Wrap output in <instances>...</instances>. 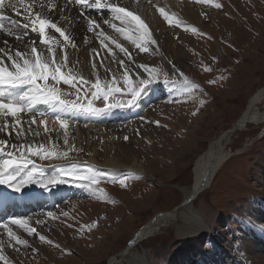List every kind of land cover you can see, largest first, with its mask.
<instances>
[{
  "label": "rangeland",
  "instance_id": "374dc122",
  "mask_svg": "<svg viewBox=\"0 0 264 264\" xmlns=\"http://www.w3.org/2000/svg\"><path fill=\"white\" fill-rule=\"evenodd\" d=\"M199 4L208 8L213 18L203 16L200 25L182 21L180 24L192 35L193 41H174L175 47L188 55L190 64H175L176 72L162 60L163 56L154 44L147 52L136 48L138 53L132 60L144 61L148 68L158 69V82L142 94L138 106L133 107L136 111L133 116L113 124L97 121V125L107 127L90 131L95 135L90 141H97L98 154L113 145L123 163L128 164L136 157L144 174L129 168L109 169L75 161L69 155L67 159L30 156L45 178L60 176L63 174L61 169L67 170L73 164L84 174H87V166H94L103 174L98 187L115 202L98 198L67 176L65 183L47 189L33 183L16 192L0 185V195L14 198L43 190L61 195L53 204L0 220V255L5 257L7 264H110V258L117 256L149 219L182 203L179 188L191 186L194 163L199 155L220 131L233 124L250 96L264 86V0H212V3ZM215 4L221 7L217 8ZM193 27L196 32L191 30ZM20 44L24 43L20 41ZM127 47L134 46L128 44ZM164 49L168 58H173L170 48L165 46ZM6 62L10 64L8 60ZM209 68L211 71L206 70ZM124 73L119 71L111 79L100 80L101 87L108 81L107 87L125 92ZM165 73L169 81L176 80L177 83L165 85ZM180 73L200 86L193 96L181 95ZM145 74L140 79L147 78ZM128 77L134 84L137 82L129 74ZM87 80L90 82L87 85L79 80L76 82L81 88V96L85 90H89L90 96L91 83L95 81ZM55 86L68 94L64 98L76 99V90L70 85L61 82ZM163 90L168 94L159 96ZM115 98L127 100L131 97L116 93ZM82 102L86 103V100ZM109 102H112L111 97ZM94 106L104 105L102 100H96ZM107 112L99 117L103 118ZM85 129H81L83 134ZM111 133L122 137L110 141L106 136ZM231 136L227 145L231 156L212 184L192 202V208L207 220L205 223L209 227L205 228V233L198 237L192 233L188 235L190 227L180 226L177 219L139 241L125 259L119 257L114 264H135L130 253L135 257L136 254L143 256L150 264H170L174 250L181 254L179 259H172V264H250L242 245L251 241L255 250L264 249V243L248 229L249 218V221H261L264 231V220L256 219L258 213L264 216V194L257 182L264 183V122L249 124ZM6 139L13 144H26V141L14 140L11 136ZM128 173L141 179H129L123 186L113 182ZM13 218L26 219L28 227L35 228L36 232L29 234L20 225L12 224ZM8 229L27 243H16L8 236ZM40 236L45 240L42 241ZM5 260H0V264H5Z\"/></svg>",
  "mask_w": 264,
  "mask_h": 264
},
{
  "label": "bare ground",
  "instance_id": "6f19581e",
  "mask_svg": "<svg viewBox=\"0 0 264 264\" xmlns=\"http://www.w3.org/2000/svg\"><path fill=\"white\" fill-rule=\"evenodd\" d=\"M8 2L9 0H5V9L3 10L4 14L9 17V19L5 21V26L11 27L12 19H16L20 23L26 22L23 16L18 17L12 9L7 8ZM27 2H31V0H27ZM109 2L127 7L128 10L134 11L140 16L148 26L152 39L156 41L154 47L162 54V60L167 66L176 72H178L177 69L173 67L175 64L187 65L190 64L191 60L185 51L182 49L179 50L175 47L174 41L182 39L184 41L192 42L193 37L184 27H182V24H169L160 14L158 9L163 8L164 11L169 16H172L174 20H179L180 22L185 21L193 25H200V23L203 22V16L205 15L210 17V19L213 18V13L205 6L196 2V0H152V2L151 0H109ZM13 3H15V0H13ZM41 3L44 4L43 9L40 8ZM51 3L56 4L55 9H50L48 7L49 0H35L36 7L34 11H41L45 18L57 23L58 26L64 29L66 33L73 38L76 48H73L70 45H65L63 38L59 37V34L55 33L53 29L46 30L49 35L55 36L61 41L60 46L53 45V47L56 48L57 53L60 55H63L64 53L67 54L69 67L73 68L74 71L79 72L83 77L92 81H96L97 79V76L92 69L93 63H96V71L99 74V80L111 79L114 75L118 74L119 71H127L131 77L136 79H140L141 75L145 73L147 74V71H145L143 67H140L141 65H146L144 61L135 62L132 60L133 56L138 53L136 50L137 47L131 41L125 39L121 33L116 32L110 24L104 23L105 20H108L111 23H115L117 27L121 26L120 21L113 20L110 13L106 14L95 9H83L74 3H70L69 0H51ZM81 13H83V16H81ZM89 19L97 21L100 27H94L92 31H89ZM12 30L13 32L20 33L25 31L24 29L17 28H13ZM27 32V36H24L22 40H17L15 36L7 37L6 33L0 35V40H7L9 47L13 50H23L29 41H35L38 51L47 54V46L39 44L38 33H32L30 28ZM101 32H103V35H100ZM104 37H109V39L105 40ZM86 40L87 42H85ZM114 40L126 47L130 55L126 56L123 52H120V50L116 48L115 43H113ZM20 41L24 44H20ZM128 44H131L134 47L128 48ZM105 45H107V47H105ZM0 46L3 45L0 44ZM165 46L170 48L173 52V58H168V54L164 49ZM109 49H111V51ZM121 60L123 61V64L119 63ZM4 61L7 64V57H4ZM147 76H149V73ZM263 102L264 86L258 88L250 96L245 109L233 124L220 131V133L208 143L206 150L199 155L194 163L193 182L191 186H182L179 188L183 196L182 205H177L179 207L174 211L171 209L159 212L149 219L146 225L140 227L136 232L135 237L131 238L125 248L118 252L117 256L110 258V264L117 262L119 257L121 260L125 259L139 241L153 235L159 229L173 223L177 219H179L180 226H187V228L190 227V232L187 233L188 235L192 233L194 236L198 237L205 233V228H208L209 226L205 223L206 219H204L198 211H195V209L192 208V202L200 193L212 184L218 171L231 156V152L228 151L227 145L232 137V133L246 128L249 124H259L264 122V109L261 110ZM128 110L133 111L131 108H128ZM117 111L121 112L124 110L119 109ZM41 112L45 113V115H39ZM112 113L113 111H110L107 116L105 115L107 118L103 121L109 122V120L112 119ZM19 115L22 121V128L25 130L31 128V131H27L24 136L19 138L15 135V132H13L11 138H14V140H23V142L26 141V144H33V146L44 144L49 149L55 146L58 151H68L69 148L74 147L75 150L70 151L69 156H73V160L75 161L90 162L96 166H103L109 169L129 168L138 173L144 174V168L136 157H133L128 164L123 163L120 156L116 155L117 153L115 154L116 148L114 149L113 145L108 148L106 147L103 154L100 155L97 153L95 147L97 141H90L95 139V135L90 133V131L95 132L94 130L98 129L100 131V129L107 127L97 125V121H102L100 117L101 120L98 119L97 116H87L79 113H59L44 104H37L28 114L20 113ZM33 115H35L37 123L30 125L29 122ZM57 115L65 118L67 128L60 127L59 122L56 120ZM118 115L122 116V114ZM41 120L45 121V123H39ZM8 122L11 124L13 118L9 117ZM45 128L47 131H45ZM83 128H86L84 134L82 133L83 131H81ZM37 132L39 135H36ZM5 135V133H0V138L6 139L7 135ZM119 137L121 138L122 135L111 133L109 136H106L110 141H113L116 138L118 139ZM65 139H67V144H65ZM262 161V163H264V156ZM257 182L258 185L262 187V193L264 194V183L260 180H257ZM58 194L59 192L54 194L56 195V200L61 196ZM4 205L7 209L8 204L6 205L5 203ZM5 207L3 208L4 212H6ZM38 208H40V204L37 208L29 211H35ZM250 214L251 213H248L247 215L249 216ZM4 216H2V218ZM251 216L253 215L251 214L250 217ZM256 219L264 220V216L258 213ZM248 223L250 225L248 228L249 231H251L252 234H256L258 240L264 243V231H262L263 226L261 221L253 222L249 221L248 218ZM248 243L249 244H243L242 246L247 257L250 259V264H264V249L261 247L262 249L255 250L256 246L253 242L249 241ZM180 254V252L174 250L170 264L173 263L172 259L175 258L176 260V257L179 259L178 255ZM132 255H134V253H130V258L135 259V264H150L148 260L143 258V256L138 255V257L136 254L135 257V255Z\"/></svg>",
  "mask_w": 264,
  "mask_h": 264
},
{
  "label": "snow or ice",
  "instance_id": "6c2138e0",
  "mask_svg": "<svg viewBox=\"0 0 264 264\" xmlns=\"http://www.w3.org/2000/svg\"><path fill=\"white\" fill-rule=\"evenodd\" d=\"M69 2L83 9H95L106 14L110 13L113 20L120 21L121 26L117 27L115 23H111L108 20H105L104 23L110 24L116 32L121 33L125 39L131 41L143 52H147L149 46L156 43L152 39L151 32L145 22L134 11L128 10L127 7L111 3L109 0H69ZM196 2L212 3V0H196ZM214 6L217 8L221 7L220 4H215ZM35 7V0H31V2H27V0H15V3H13V0H9L7 8L12 9L16 16H23L26 22L20 23L16 19H12L11 27H6L5 21L9 17L3 11L5 9V0H0V35L6 33L9 36H15L17 40H22L24 36H27V30L30 28L32 33H38L39 44L47 46V54L38 51L35 41H29L23 50H13L9 47L7 40H0V44L3 45L0 46V133L11 136L14 131L15 135L19 138L24 136L27 131H31V128L27 130L22 128L19 114L26 111L31 112L37 104L47 105L59 113H79L87 116H100L113 108L137 107L142 94L147 91L151 84L158 82L159 70L156 68L149 69L146 65H141L140 67H143L145 71L150 73L149 76L143 79L138 78L134 84L129 79L126 71L123 74L127 87L125 92H121L120 88L107 87L108 81H105V87H101L99 74L96 71V63H93L92 69L97 79L94 83H91L90 96L89 90H85L83 96H81V88L77 87V80L83 85H87L90 82L82 74L69 67L66 53L63 55L57 53L53 45L60 46L61 41L55 36L49 35L46 30L53 29L55 33L59 34V37L63 38L65 45L75 48L76 45L73 42V38L58 26L57 23L45 18L41 11H34ZM48 7L55 9L56 4L51 3V0H49ZM40 8H44L43 3L40 4ZM158 11L169 24L181 23L179 20H174L172 16H169L163 8L158 9ZM81 16H83V13H81ZM88 24L89 31H92L94 27H100L99 23L95 20L89 19ZM13 28L24 29L25 31L23 33L13 32ZM191 30L193 32L197 31L195 27ZM100 35H103V32ZM104 39L107 40L109 37H104ZM113 43H115L116 48L120 52H123L126 56L130 55L128 49L121 43L115 40ZM109 50L111 51V49ZM4 57H7L10 64L5 63ZM119 63L123 64V61L121 60ZM63 69H67V71ZM206 70L211 71L210 68ZM179 75L182 78L181 95L193 96L200 86L191 81L187 76H184L183 73ZM164 76L163 83L165 85L177 83L176 80L169 81L167 73ZM61 82L65 85H70L76 90V99L64 98L68 94L63 93L59 87L55 86ZM214 82L210 81V83ZM116 93L130 96L131 98L127 100L116 99ZM110 97L112 98V102H109ZM84 100H86V103L82 102ZM96 100H102L104 106L95 107L94 102ZM193 114L195 115V113ZM39 115L44 116L45 113L41 112ZM9 117L13 118L11 124L8 122ZM56 120L59 122L60 127L67 128L64 117L57 115ZM29 123L30 125L37 123L35 115H33ZM39 123L44 124L45 121L41 120ZM156 123L158 124L159 122L157 121ZM45 131H47L46 128ZM36 135H39V133L37 132ZM127 139L128 137H125V140ZM67 143V139H65V144ZM73 150H75L74 147L69 148L68 151H58L55 146L49 149L44 144L36 146H33V144H13L8 139L0 138V185H6L16 192L22 191L24 186L33 183H39L47 189L50 186L65 183V176H67L76 182L78 187H82L93 195H97L100 199L114 203L115 201L110 200L107 193L98 187L102 181L103 174L98 173L94 166H87V174H84L78 171L76 164H73L67 170L61 169L62 175L45 178L43 171L38 169L34 161L29 158L30 156H40L41 158L67 159L69 152ZM29 166L31 167L29 168ZM129 179H141V177L134 173H128L123 178H120L118 181L114 180L113 182H118L123 186ZM48 215L52 216V213ZM11 223L20 225L29 234L36 232L35 228L28 227L26 219L13 218ZM4 227L7 228V225H4ZM91 227L89 226V228ZM8 236L11 239H15L18 244L27 243L18 239L11 229H8ZM39 238L42 241L45 240L44 236H40ZM48 243L52 242L48 241ZM0 260H5V257L0 255ZM5 264H7L6 260Z\"/></svg>",
  "mask_w": 264,
  "mask_h": 264
},
{
  "label": "water",
  "instance_id": "95a60500",
  "mask_svg": "<svg viewBox=\"0 0 264 264\" xmlns=\"http://www.w3.org/2000/svg\"><path fill=\"white\" fill-rule=\"evenodd\" d=\"M180 205H182V204H181V203H179V206H180ZM179 206H177V207L173 208V211H174V210H176V209H177ZM135 234H136V233H135ZM135 234L133 235V237H132V238H134V237H135ZM130 240H131V239H130ZM130 240H129V241H130Z\"/></svg>",
  "mask_w": 264,
  "mask_h": 264
}]
</instances>
